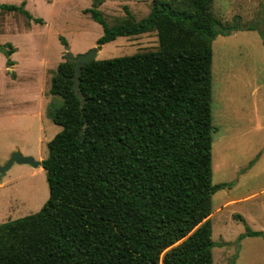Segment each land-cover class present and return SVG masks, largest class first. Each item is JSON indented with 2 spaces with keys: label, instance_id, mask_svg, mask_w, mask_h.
<instances>
[{
  "label": "trees",
  "instance_id": "1",
  "mask_svg": "<svg viewBox=\"0 0 264 264\" xmlns=\"http://www.w3.org/2000/svg\"><path fill=\"white\" fill-rule=\"evenodd\" d=\"M212 4L151 0L146 18L111 27L92 11L98 46L149 33L158 45L83 67L84 103L74 64H58L48 198L0 224V264H212V196L225 185L212 183V42L232 31Z\"/></svg>",
  "mask_w": 264,
  "mask_h": 264
},
{
  "label": "rangeland",
  "instance_id": "2",
  "mask_svg": "<svg viewBox=\"0 0 264 264\" xmlns=\"http://www.w3.org/2000/svg\"><path fill=\"white\" fill-rule=\"evenodd\" d=\"M92 11L111 27L146 18L151 0H0V166L14 153L47 158L61 130L51 78L67 52L97 48L106 60L156 49L155 33L98 46ZM212 13L232 30L212 42V183L225 184L212 196V264H264V0H213ZM47 198L44 170L14 164L0 179V224Z\"/></svg>",
  "mask_w": 264,
  "mask_h": 264
},
{
  "label": "water",
  "instance_id": "3",
  "mask_svg": "<svg viewBox=\"0 0 264 264\" xmlns=\"http://www.w3.org/2000/svg\"><path fill=\"white\" fill-rule=\"evenodd\" d=\"M98 55V49L93 48L86 54L78 55L74 57L71 53L67 52L66 57L69 62L74 64L75 66V74L73 76V89L76 96L79 97V99L84 103L85 97L80 92L79 84H80V75L82 73V68L92 64ZM14 164L18 165H26L30 168H42V161L34 160L32 157L29 156H23L20 153H14L10 159L3 165L0 166V179L8 172Z\"/></svg>",
  "mask_w": 264,
  "mask_h": 264
},
{
  "label": "crops",
  "instance_id": "4",
  "mask_svg": "<svg viewBox=\"0 0 264 264\" xmlns=\"http://www.w3.org/2000/svg\"><path fill=\"white\" fill-rule=\"evenodd\" d=\"M138 38L140 37V36H137ZM137 37H131V38H126V39H135V38H137ZM230 204V203H229ZM232 205V204H231ZM255 232H260V233H262L263 234V232H261V231H255ZM259 237V236H258Z\"/></svg>",
  "mask_w": 264,
  "mask_h": 264
}]
</instances>
